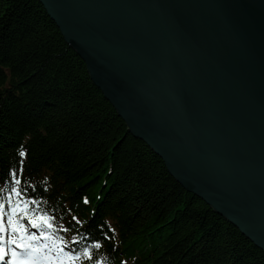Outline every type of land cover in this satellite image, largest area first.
I'll return each mask as SVG.
<instances>
[{"label":"trees","instance_id":"obj_1","mask_svg":"<svg viewBox=\"0 0 264 264\" xmlns=\"http://www.w3.org/2000/svg\"><path fill=\"white\" fill-rule=\"evenodd\" d=\"M12 184L82 264H264L129 133L37 0H0V190Z\"/></svg>","mask_w":264,"mask_h":264},{"label":"water","instance_id":"obj_2","mask_svg":"<svg viewBox=\"0 0 264 264\" xmlns=\"http://www.w3.org/2000/svg\"><path fill=\"white\" fill-rule=\"evenodd\" d=\"M173 179L264 251V0H37Z\"/></svg>","mask_w":264,"mask_h":264},{"label":"snow or ice","instance_id":"obj_3","mask_svg":"<svg viewBox=\"0 0 264 264\" xmlns=\"http://www.w3.org/2000/svg\"><path fill=\"white\" fill-rule=\"evenodd\" d=\"M24 153L21 152V155ZM16 172L15 170L13 171V178H15ZM17 183L20 181L17 180ZM13 191H16L17 194L19 195V190L18 189H13ZM27 205H25V208ZM3 208L4 205L0 203V262L5 261L6 257L11 255V264H21L20 261V256L21 255H26L29 253L33 247L31 241H39L41 236H47V232L41 231L40 235H37L36 232H29L27 227L16 223L9 221L12 225V230L14 233L18 232L20 233L19 237H9L7 240L5 238V233L7 232V228L4 225V213H3ZM24 215L28 217L29 221L34 225L35 228L37 229H43L46 225L47 227L51 228L52 225L48 223V219H46L47 214H42L39 216V218H33L32 216L29 215L27 211H25ZM97 247L100 246V242L97 241ZM10 245L18 246L20 249H24L25 252L23 254H18L17 252V247H9ZM86 252H88L89 257L92 256V253L90 250L85 249ZM99 264V262H97Z\"/></svg>","mask_w":264,"mask_h":264},{"label":"bare ground","instance_id":"obj_4","mask_svg":"<svg viewBox=\"0 0 264 264\" xmlns=\"http://www.w3.org/2000/svg\"><path fill=\"white\" fill-rule=\"evenodd\" d=\"M11 256L9 255L6 259H9Z\"/></svg>","mask_w":264,"mask_h":264}]
</instances>
